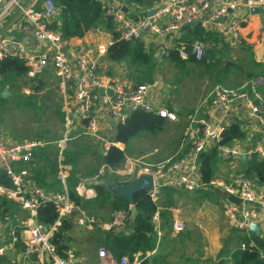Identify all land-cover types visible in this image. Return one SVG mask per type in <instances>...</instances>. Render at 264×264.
Here are the masks:
<instances>
[{"label":"built area","instance_id":"2783aa9c","mask_svg":"<svg viewBox=\"0 0 264 264\" xmlns=\"http://www.w3.org/2000/svg\"><path fill=\"white\" fill-rule=\"evenodd\" d=\"M101 1L104 15L113 21L120 39L153 43L158 59L168 57L170 50L177 48L182 59L194 56L201 61L205 44L196 39L187 45L182 40L184 28L194 23L205 32L218 36L228 48H242L246 45L243 29L247 17L264 10V0H161L154 15L133 20L126 16L120 0ZM25 3L26 0H0V23L4 17L18 11L20 32L35 37L43 46L29 49L12 37L0 36V61L19 59L27 70L26 77L31 80L49 71L59 79L58 88L65 97L63 122L66 130L60 148L73 140V133L81 130L79 136H86L99 144L104 155L113 147L119 149L125 154L124 165L117 171L109 170L116 175L117 185L124 187L138 177L150 176L153 188L148 194L156 204L164 189L187 193L204 188L218 190L224 196L222 206L231 227L249 235L252 233L250 225L256 224L264 238V191H260L258 184L242 169L243 162L251 160L253 155L264 158V98L254 82H246L239 88L214 87L201 108L189 117L178 149L167 159L153 163L145 157L132 156L126 144L112 136L114 126L123 124L136 112L153 114L169 122L178 121V114L168 106L169 97L163 83L155 79L151 83L129 85L124 78L112 79L104 75L100 70L101 60L110 44L92 48L53 30L51 25L58 15L55 0H29ZM160 90H163L162 99ZM112 122H115L114 126ZM234 123L240 126L246 137L234 140L232 146L221 145L226 129ZM38 146L39 142L11 143L0 136V170L12 183L6 192L7 197L15 200L29 215L25 250L17 252L14 240L12 244L0 245V257L16 255L15 264L26 261L33 264H82L73 249H68L65 256L61 255L55 238L63 220L70 215L75 214L78 224L88 229L99 226L100 221L82 211L71 199L67 188L59 193H48L36 185L30 163ZM212 150L218 151L219 159L229 162L233 172L227 178L213 179L205 184L199 161L202 154ZM59 168L60 179L65 184L68 174L61 154ZM103 169L91 180L79 184L76 190L80 196H95L92 185L99 183ZM86 184L91 187L86 188ZM45 205L54 206L58 214L50 228H44L37 221L38 210ZM161 209L158 207L152 218L158 244L164 231ZM122 223L117 220L110 227ZM171 230L175 234L183 233L184 221L175 216ZM149 256L150 253L143 255L139 252L116 260L102 248L98 251L97 264H143Z\"/></svg>","mask_w":264,"mask_h":264},{"label":"trees","instance_id":"16d2710c","mask_svg":"<svg viewBox=\"0 0 264 264\" xmlns=\"http://www.w3.org/2000/svg\"><path fill=\"white\" fill-rule=\"evenodd\" d=\"M125 6L152 7L160 4L161 0H120ZM58 9V15L52 23L51 28L59 31L65 38H82L93 29L101 28L112 36L110 45L107 48L106 59L114 63H125L127 66V77L130 78L135 85L151 83L155 78L159 77L160 66L152 54L145 48V44L136 40L133 42H125L120 39V34L115 24L104 15L103 3L99 0H55ZM201 40L205 44L204 56L201 61H197L194 56L188 59H182L176 49L170 50L167 57L179 69L185 70L191 64L202 67L218 68L225 65L222 71L218 72L216 84L219 86L224 82V78L231 71H236L243 75L247 74V79L257 80L264 78V63L258 62L251 48L243 46L242 50H248L250 56L238 59L237 64L227 59L231 51L230 48L222 44L221 39L211 33L205 32L200 26L186 27L183 30L182 40L189 45L194 40ZM243 61H247L243 64ZM27 70L22 61L17 58H7L0 61V88L5 90L19 92L20 87L29 85L32 93L25 98L28 102L35 106L33 99L36 93L41 91L44 86L42 81L29 80L26 78ZM18 94V93H17ZM168 122L153 114L142 112L132 113L123 124H118L114 128V137L116 140L126 144L128 152L135 154L130 148L132 141L145 135L156 136L162 133ZM246 134L236 123L229 126L223 136L221 145H233L234 140H243ZM182 138L179 141L181 142ZM129 148L131 150H129ZM59 150L55 154H47L45 148H37L33 154L31 165L33 166L34 180L38 187L45 192L59 193L63 190L64 184L58 178V156ZM62 164L69 166V176L66 179V186L71 199L76 202L78 207L88 215L95 216L102 223H113L118 213L124 215L123 226H113L106 231L98 226L94 227L93 236L96 246L107 249L116 260L123 257H131L136 253H153L156 249L157 235L154 231L152 218L157 212L159 203H154L145 191H141L134 196V205L137 213L132 215L130 202L123 197L114 195L107 187L105 182L93 185L96 192L95 197L88 199L77 193V186L82 182L83 178L93 177L104 170L117 171L121 169L125 162V154L117 148H111L104 155L98 148L87 142H79L72 144L65 149L62 154ZM85 159L94 161V166L88 171L82 172L79 164ZM218 151L212 150L204 153L200 158V170L203 174V181L209 184L217 176ZM247 162V163H246ZM243 162L245 173L254 180L258 186H264V158L253 155L252 159ZM0 186L8 188L12 187V183L6 174L0 170ZM129 186V184L124 185ZM167 199L165 200V210L161 211L163 219V228H171L170 219L171 212L169 208L174 205L175 192L166 189ZM179 193V192H176ZM103 212L104 216H99L95 211ZM19 212L17 203L0 195V222L9 224V219L16 216ZM58 214L54 206L45 205L38 210L37 221L44 228H50L57 220ZM75 214L65 218L60 228V233L55 238V244L59 253L65 256V252L69 249L66 242H69L68 233L73 229V220ZM23 228L15 227L16 248L19 252L25 250L22 242L21 234ZM228 234L223 241L222 248L218 254V262L202 260L200 253L196 258L190 256L183 250L182 254L173 259L170 255L173 253L165 249L163 255L156 254L148 258L143 264H264V238L256 236L253 233H242L236 229ZM189 234L187 235V237ZM169 239V237H165ZM11 241V239L9 240ZM238 244L232 249V245ZM172 251H176L174 248ZM0 264H11L6 257H0Z\"/></svg>","mask_w":264,"mask_h":264},{"label":"rangeland","instance_id":"374dc122","mask_svg":"<svg viewBox=\"0 0 264 264\" xmlns=\"http://www.w3.org/2000/svg\"><path fill=\"white\" fill-rule=\"evenodd\" d=\"M28 2L29 0H26L24 5ZM18 13V11H15L10 16L14 14L17 16ZM10 16L4 17L3 20L10 18ZM253 56L260 63L264 62L254 50ZM248 57H251L248 50L244 51L241 48H237L231 49L227 59L237 64L238 59L242 61ZM242 63L246 64L247 61ZM161 65L159 78L165 84V92L169 93L168 97L170 96V101L179 116L178 121L168 123L166 129L159 135H145L132 141V147L130 148L135 152L134 155L137 156L157 150V157L165 159L172 155L174 151L176 152L185 127L188 125L189 117L201 108L211 90L218 86L216 84L218 72L225 68V65H220L218 68H206L191 64L185 71L177 68L173 62L167 59ZM246 77L247 74L243 75L236 71H231L224 78L221 86L239 88L249 81ZM46 78L44 76V81L42 79L44 89L36 93V98L33 99L34 103L32 104H35V106L31 105L28 99L25 98L29 94H26L24 90H27L26 87L29 85L20 87L19 92L10 91L11 94L6 98H2L1 93L4 90L0 88V135L9 141L31 140L40 142L41 145L38 148L47 147L51 154H55L59 149L60 141L65 136L66 130L61 109L62 97L56 87L57 80L53 77L51 81H48ZM17 93L22 95V97L15 100L14 97L18 95ZM217 161L219 163V165L216 163L217 171H219V168L222 172L228 171L229 168L231 169L229 162H225L224 159L218 158ZM79 166L82 170H88L94 166V161L83 159ZM111 175L110 171L103 169L99 182H104L106 178L112 180ZM93 177L83 178L82 181L91 180ZM85 187H91V185L86 184ZM260 191H264V188ZM176 192L172 207L177 210L176 214L184 221L185 230L181 234H175L171 231V228L165 227V236L162 239V247L164 248H160L158 254L163 255L165 248L173 252L170 255L173 259L178 258L183 250L194 257H197L200 253H208L209 261L218 262L219 249L223 245L226 234H229L232 231L231 229H233L230 227L222 206V194L211 188L186 194ZM167 197V191L164 189L159 202L165 204ZM84 198L88 199L85 196ZM95 213H98L99 216H104L103 212L96 210ZM24 215L26 214L23 213L22 216L24 217ZM170 220H172V217ZM93 232L91 231V235L89 231L78 229L73 223V229L68 233L74 239L72 244L74 247H71L74 249L83 247L84 253L89 250H91L92 254L97 252L98 247L95 246ZM188 234L189 236L187 237ZM165 237H169V239L166 240ZM237 245V243L232 245V249L236 248ZM173 248L176 251H172ZM76 251L78 252L77 249ZM91 262L95 264L97 259L93 257ZM85 264L91 263L86 261Z\"/></svg>","mask_w":264,"mask_h":264},{"label":"crops","instance_id":"0c3cea01","mask_svg":"<svg viewBox=\"0 0 264 264\" xmlns=\"http://www.w3.org/2000/svg\"><path fill=\"white\" fill-rule=\"evenodd\" d=\"M99 1H101V0H99ZM102 2V1H101ZM159 5L160 4H157V5H155V6H152V7H138V6H131V7H128V6H125L126 8H127V13H125L126 14V16L128 17V18H130V19H133V20H138V19H140V18H142V17H144L145 15H147V11L148 10H150V9H158V7H159ZM18 17H19V13H18V15L16 16L15 14L14 15H12V16H10V18H8V19H5V20H3L1 23H0V36H9V37H12L13 39H15V40H17V41H19V42H22V43H24L26 46H27V48H29V49H41L42 48V43L39 41V40H37L35 37H33V36H31V35H28V34H24V33H21L20 32V30L18 29V26H17V19H18ZM99 29V31H97V29H93V30H91V31H89L88 33H86V35L84 36V37H82V38H73L77 43H79V44H85V45H87V46H89V47H92V48H96L97 46H99L100 44H106V45H108V44H110V42H111V40H112V36L109 34V33H107V32H105L104 30H102L101 28H98ZM243 32H244V36H245V38H246V47H249V48H251V50L253 51H256L257 52V54L260 56V58L262 59V61L264 60V10H260V11H258V12H253V13H251V15H249L248 17H247V22H246V24H245V26H244V29H243ZM144 44H145V48H146V50L148 51V52H150L151 54H152V56H153V58L154 59H156L157 60V62H158V64H159V66L161 65V63L162 62H164V61H166V59L167 60H169L167 57H165V58H162V59H158V58H156L155 57V46H154V44L153 43H148L147 41H142ZM256 59V58H255ZM258 62H260L259 60H257ZM264 63V62H263ZM160 68H162V65L160 66ZM101 71H102V73L104 74V75H107L108 77H110V78H112V79H119V78H124V80L129 84V85H135L134 83H133V81L130 79V78H128L127 77V66H126V64L125 63H114V62H111V61H109V60H107L106 59V56H104L103 58H102V60H101V69H100ZM49 74V75H48ZM45 76V78L48 80V81H51L52 80V78L54 77L56 80H57V85H56V87L58 88V86H59V79L55 76V74L54 73H52L51 71H49V72H46L44 75H42V76H40L39 78H37V79H33V80H36V82L37 81H42V79H43V77ZM50 76V77H49ZM27 78V77H26ZM28 79V78H27ZM155 79H158V80H160L162 83H163V81H162V79L161 78H159V77H157V78H155ZM29 80H31V79H29ZM43 81H44V79H43ZM42 81V82H43ZM254 82L255 83V85H256V89H257V91H258V93L262 96V98H264V78L263 77H260L259 79H257V80H250V81H247V82ZM44 83V82H43ZM163 86L165 87V84L163 83ZM27 88V90H24V92L26 93L27 91H29V95L32 93V91L30 90V87L28 86V87H26ZM6 89H8V88H6ZM42 89H44V86H43V88ZM41 89V90H42ZM59 89V88H58ZM60 92V91H59ZM39 93V92H38ZM160 95H161V99H162V93H163V90H160ZM26 94H28V93H26ZM168 95H169V93H167ZM37 95V94H36ZM60 95H61V97H62V106H61V109H62V111H63V107H64V100H65V97L62 95V93L60 92ZM157 95V94H156ZM159 100H160V98L159 97H157ZM167 103H168V106L169 107H171V108H173V110L176 112V110H175V108H174V106L172 105V103H171V101H170V96H169V98H168V101H167ZM63 115H64V112H63ZM179 117V116H178ZM168 123H174V122H169V121H167ZM187 126L188 125H186V127H185V130H184V133H183V136H184V134H185V132H186V130H187ZM114 128H115V126H114ZM114 128H113V130H112V136H114ZM82 132H81V130H78V132H76V133H73V135L71 136V138H73V140L72 141H69V142H67V144H66V146L64 147V148H60V143H59V152H60V154H62V152L65 150V149H67V148H69L72 144H74V143H79V142H87V144H91V145H93V146H95V147H98V149L102 152V150H101V146L99 145V144H97V143H95V142H93L90 138H88V137H86V136H83V135H80L79 136V134H81ZM1 136V135H0ZM182 136V137H183ZM65 137V136H64ZM4 138V137H3ZM5 139V138H4ZM64 139V138H63ZM62 139V140H63ZM9 141V140H8ZM23 140H21L20 142H22ZM28 141H31V140H28ZM9 142H11V143H19V142H17V141H13V140H10ZM32 142H34V141H32ZM40 143V142H39ZM40 145H41V143H40ZM179 146V145H178ZM39 147V146H38ZM37 147V148H38ZM36 148V149H37ZM130 149V148H129ZM178 148H176V150H177ZM45 151H46V153L47 154H51L50 153V150L47 148V147H45ZM175 152V151H174ZM173 152V153H174ZM53 154V153H52ZM60 154H59V156H58V164H60ZM129 154H131V153H129ZM157 154H158V151L157 150H154V151H152V152H148V153H144V154H142V155H140V156H137V155H133V154H131L132 156H135V157H145L148 161H150V162H153V163H156V162H159V161H162V160H164V159H160V158H158L157 157ZM171 156V155H170ZM170 156H168V157H170ZM167 157V158H168ZM167 158H165V159H167ZM226 162V161H225ZM247 163V162H246ZM218 165H219V163H218ZM246 166V164H244L243 165V167H242V169L244 170V167ZM32 165H31V163H30V168H31V171H32V173H33V169H32ZM58 167H59V165H58ZM66 167V172H67V174H68V176H69V170L71 169V167H69V166H65ZM199 167H200V161H199ZM231 167V166H230ZM84 171H88V170H82V172H84ZM109 171V170H108ZM245 171V170H244ZM233 172V169L231 168H229V170L228 171H226V172H222V171H220V168H219V171H217V176L214 178V179H224V178H227L231 173ZM224 173V174H223ZM112 175V181H114V183H115V185H117V177H116V175L115 174H113V173H111ZM67 176V177H68ZM58 178L60 179V168H59V173H58ZM137 179V178H136ZM135 179V180H136ZM61 180V179H60ZM106 180H110V178H106V179H104V182H106ZM62 181V180H61ZM134 181V180H133ZM132 181V182H133ZM131 182V183H132ZM36 183V182H35ZM100 183V182H99ZM64 184V183H63ZM106 184V183H105ZM37 185V184H36ZM130 185V184H129ZM64 186V188H67V186H66V182H65V184L63 185ZM79 186V185H78ZM78 186H77V188H78ZM108 187V186H107ZM125 187V186H124ZM259 187V190H261L262 188H264V186H258ZM64 188H63V190H64ZM76 188V189H77ZM87 188H90V187H87ZM9 189H11V188H8V187H5V186H0V195L1 196H4V197H7V194H6V192H7V190H9ZM205 189H208V188H204V189H202V190H205ZM211 189H213V188H211ZM62 190V191H63ZM171 190H173V189H171ZM215 190V189H214ZM61 191V192H62ZM199 191H201V190H199ZM217 192H219L218 190H216ZM196 192H198V191H196ZM182 193H187V192H182ZM220 193V192H219ZM95 196H96V192H95ZM95 196H91V197H95ZM223 196V195H222ZM8 198V197H7ZM223 198H224V196H223ZM9 199V198H8ZM10 200H12V201H14V202H16L15 200H13V199H10ZM17 203V202H16ZM17 206H18V208H19V212L17 213V215L16 216H13V217H11L10 219H9V224H7L6 222L4 223V222H0V245H8V244H12L13 242H14V240H17V238H16V236H14L15 235V227H20V228H23L24 230H23V232H22V234H21V239H22V242L24 243V241H26V239L28 238V234L25 232L26 230H27V220H28V218H29V215L27 214V212L26 211H24L21 207H20V205L17 203ZM159 207H161L162 209H161V211L162 210H165V207H166V205L165 204H162V203H160L159 202ZM169 210V212H171V214H172V219L175 217V216H178L177 214H176V212H177V210L176 209H173V207H171V208H169L168 209ZM23 213L24 214H26V215H24V217L22 216L23 215ZM104 214V213H103ZM93 216V215H92ZM95 217V216H94ZM179 217V216H178ZM115 220H114V222L115 221H117V220H122V222H123V220H124V215L122 214V213H118L116 216H115V218H114ZM78 218H74V220H73V223H74V225L75 226H77L78 227V229H84V230H86V231H89L90 232V234H91V231H94V228H92V229H88V228H86V227H82V226H80L79 224H78ZM100 221V220H99ZM171 221L172 220H170V226H171ZM113 222V223H114ZM113 223H102L101 221H100V225L98 226V227H100V228H102V229H104V230H106V231H108V230H110L111 229V227H110V225L111 224H113ZM124 225V223H122L120 226H123ZM162 227H163V219H162ZM230 227H231V225H230ZM232 228V227H231ZM163 237H162V239L164 238V236H165V229L163 228ZM172 231V230H171ZM92 235V234H91ZM227 235H228V233L226 234V236H225V239H226V237H227ZM68 238H69V242H66V244L68 245V247H69V249H73V251H74V253H75V256H76V258H77V260L80 262V263H82V264H85V262L86 261H89L91 264H92V262H91V260L93 259V257H95L96 259H97V261H98V251L100 250V249H102V247H99V246H96V247H98L97 249V252H95L94 254H92L91 253V250H89L87 253H84V251H83V247H76V249L78 250V252L76 251V249H74L73 247H74V245H72L73 244V242H74V239L72 238V236H71V234H68ZM11 239V241H9ZM162 239H161V242L158 244V243H156V249H155V251H153V253H150V256H149V258H151V257H153V256H155L156 254H158V250L160 249V248H164V247H162ZM224 239V240H225ZM15 244H16V241H15ZM89 245H91V244H89ZM71 246H73V247H71ZM15 247H16V245H15ZM90 247V246H89ZM92 248V247H91ZM221 248H222V246L220 247V249H219V251L221 250ZM17 249V248H16ZM166 249V248H165ZM17 252H18V249H17ZM190 255V254H189ZM208 255V253H205V254H203L202 256H201V259L202 260H205V259H208L209 257L207 256ZM217 255V254H216ZM215 255V256H216ZM190 256H193V255H190ZM4 257H6L7 258V260L9 261V262H11V264H15V262H13L14 261V259L16 258V255H13V254H9V255H7V256H4ZM194 257V256H193ZM196 258H198V257H196ZM20 264H33V263H30V262H23V263H20ZM95 264H97V263H95Z\"/></svg>","mask_w":264,"mask_h":264},{"label":"water","instance_id":"95a60500","mask_svg":"<svg viewBox=\"0 0 264 264\" xmlns=\"http://www.w3.org/2000/svg\"><path fill=\"white\" fill-rule=\"evenodd\" d=\"M123 11L127 13V8L124 7ZM158 9H150L147 11L148 16L154 15ZM198 23L190 24L188 27H195L197 26ZM11 94L9 89H5L2 93L1 96L2 98H6ZM22 97V95L18 94L15 95V100H18ZM112 125H115V122H112ZM243 160H245V156L242 157ZM106 185L108 186V189L116 196H120L123 198H126L130 204L132 205L131 207V212L132 215H135L137 213L136 206L134 205V196L136 193L145 191L146 193H149V191L153 188V181L152 177L150 176H141L138 177L136 180H134L129 186L123 187V186H118L115 185L114 181L112 180H106ZM250 232H252L256 236H260V227L256 224H251L249 227Z\"/></svg>","mask_w":264,"mask_h":264}]
</instances>
